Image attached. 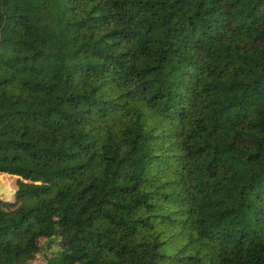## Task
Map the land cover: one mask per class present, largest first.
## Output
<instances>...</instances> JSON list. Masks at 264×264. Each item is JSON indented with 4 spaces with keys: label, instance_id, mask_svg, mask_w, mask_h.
<instances>
[{
    "label": "trees",
    "instance_id": "1",
    "mask_svg": "<svg viewBox=\"0 0 264 264\" xmlns=\"http://www.w3.org/2000/svg\"><path fill=\"white\" fill-rule=\"evenodd\" d=\"M0 173V264H264V0H0Z\"/></svg>",
    "mask_w": 264,
    "mask_h": 264
},
{
    "label": "rangeland",
    "instance_id": "2",
    "mask_svg": "<svg viewBox=\"0 0 264 264\" xmlns=\"http://www.w3.org/2000/svg\"><path fill=\"white\" fill-rule=\"evenodd\" d=\"M17 178L8 174L0 173V199L6 204L16 203ZM41 246L48 248L49 251L58 249L57 242H49L45 239H40ZM45 262V256H41L38 261L32 264H42Z\"/></svg>",
    "mask_w": 264,
    "mask_h": 264
}]
</instances>
